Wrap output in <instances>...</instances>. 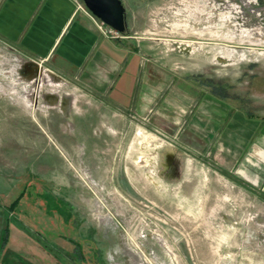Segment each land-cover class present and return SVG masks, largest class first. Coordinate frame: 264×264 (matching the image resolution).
<instances>
[{
  "label": "rangeland",
  "instance_id": "rangeland-1",
  "mask_svg": "<svg viewBox=\"0 0 264 264\" xmlns=\"http://www.w3.org/2000/svg\"><path fill=\"white\" fill-rule=\"evenodd\" d=\"M122 4L129 106L0 38V264H264V0Z\"/></svg>",
  "mask_w": 264,
  "mask_h": 264
},
{
  "label": "crops",
  "instance_id": "crops-1",
  "mask_svg": "<svg viewBox=\"0 0 264 264\" xmlns=\"http://www.w3.org/2000/svg\"><path fill=\"white\" fill-rule=\"evenodd\" d=\"M0 38L33 57L50 60L56 67L80 69V76L88 78L94 71H102L103 78L114 76L101 99L120 100L124 106L132 100L136 80L131 76L128 87L133 90L128 88V95L116 98L112 93L121 79L115 82V76L120 69L128 68L127 55L132 53L127 50L128 44L102 34L91 15L78 8L77 0H0ZM106 83L96 90L104 92ZM259 133L264 137L263 130Z\"/></svg>",
  "mask_w": 264,
  "mask_h": 264
},
{
  "label": "water",
  "instance_id": "water-1",
  "mask_svg": "<svg viewBox=\"0 0 264 264\" xmlns=\"http://www.w3.org/2000/svg\"><path fill=\"white\" fill-rule=\"evenodd\" d=\"M87 10L119 33L127 28L126 11L122 0H81Z\"/></svg>",
  "mask_w": 264,
  "mask_h": 264
},
{
  "label": "built area",
  "instance_id": "built-area-1",
  "mask_svg": "<svg viewBox=\"0 0 264 264\" xmlns=\"http://www.w3.org/2000/svg\"><path fill=\"white\" fill-rule=\"evenodd\" d=\"M77 6L80 9L86 10V12H88L91 17L95 20L96 26L98 28V30L104 34L105 36H108L110 38H118L119 36V32L115 29H113L112 27H110L109 25H106L105 23H103L102 21H100L98 18H96L95 16H93L88 10L87 8L84 6V4L82 3L81 0H77Z\"/></svg>",
  "mask_w": 264,
  "mask_h": 264
},
{
  "label": "trees",
  "instance_id": "trees-1",
  "mask_svg": "<svg viewBox=\"0 0 264 264\" xmlns=\"http://www.w3.org/2000/svg\"><path fill=\"white\" fill-rule=\"evenodd\" d=\"M123 35L127 34V28L126 31L124 33H122ZM201 81V80H200ZM199 81V82H200ZM205 82V81H204ZM212 91L221 99H225V95H226V90L223 88V86H217L212 88Z\"/></svg>",
  "mask_w": 264,
  "mask_h": 264
},
{
  "label": "bare ground",
  "instance_id": "bare-ground-1",
  "mask_svg": "<svg viewBox=\"0 0 264 264\" xmlns=\"http://www.w3.org/2000/svg\"><path fill=\"white\" fill-rule=\"evenodd\" d=\"M138 260V259H137ZM136 262V261H135Z\"/></svg>",
  "mask_w": 264,
  "mask_h": 264
}]
</instances>
